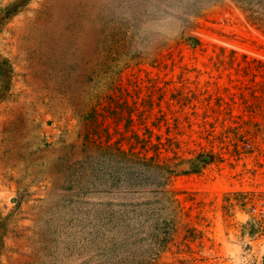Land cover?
<instances>
[{"label":"rangeland","instance_id":"rangeland-1","mask_svg":"<svg viewBox=\"0 0 264 264\" xmlns=\"http://www.w3.org/2000/svg\"><path fill=\"white\" fill-rule=\"evenodd\" d=\"M0 264H264V0H0Z\"/></svg>","mask_w":264,"mask_h":264},{"label":"trees","instance_id":"trees-1","mask_svg":"<svg viewBox=\"0 0 264 264\" xmlns=\"http://www.w3.org/2000/svg\"><path fill=\"white\" fill-rule=\"evenodd\" d=\"M110 146H112L111 144H107V148H109ZM116 150V154L111 153V155L113 156H120L122 159H124L126 162H128L129 164L134 163L133 160H131L130 158L126 159V151L122 150L119 146L115 147ZM134 154V153H131ZM124 156V157H123ZM143 162H140V165L143 167V170L148 171V169H152L153 171H156L158 173V175H162V173H167L168 175L171 174V170H169V168H167L165 165H160V164H156V163H152L153 160L152 159H148L146 160L145 158L142 159ZM148 168V169H147ZM163 193V191L161 192V194ZM168 201V200H167ZM174 224L175 222L171 219H169L168 221H163L162 222V226L159 227L158 229H160V234H158L156 236V243L159 246H162L164 244H166L171 236V233L174 231Z\"/></svg>","mask_w":264,"mask_h":264}]
</instances>
